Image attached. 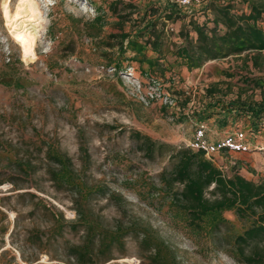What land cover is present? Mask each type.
Instances as JSON below:
<instances>
[{
  "label": "trees",
  "instance_id": "1",
  "mask_svg": "<svg viewBox=\"0 0 264 264\" xmlns=\"http://www.w3.org/2000/svg\"><path fill=\"white\" fill-rule=\"evenodd\" d=\"M82 1L93 16L80 26L70 17L69 33L93 42L91 53L101 59L99 67L126 74L139 87L158 79L168 84L167 91L181 94L184 90L173 80L180 81L183 70L239 57L237 67L218 71L227 80L226 89L210 83L188 113L175 118H187L195 127L204 123L205 138L213 131L210 126L224 129L223 136L242 130L245 145L236 151L264 154V0H202L186 7L169 0ZM106 15L113 17L116 30L100 35ZM74 42L73 35L62 38L54 51L74 52ZM230 82L239 92H257V98L238 93L227 98ZM129 137L148 161L164 158L150 181L130 179L118 189L89 185L69 169L64 154H49L58 166L50 180L55 189L68 192L74 218L67 220L53 205L35 204L30 215L36 212L43 225L25 232L28 255H19L23 262L44 254L63 264H123L116 260L126 256V242L132 240L138 264H181L175 249L148 222L128 212L125 190L199 250L222 253L233 264H264V172L257 173L243 157L233 158L223 170L202 148L158 140L137 129H130ZM224 151L233 150L221 146L217 152ZM92 199L112 204L115 215L107 220L92 208Z\"/></svg>",
  "mask_w": 264,
  "mask_h": 264
},
{
  "label": "rangeland",
  "instance_id": "2",
  "mask_svg": "<svg viewBox=\"0 0 264 264\" xmlns=\"http://www.w3.org/2000/svg\"><path fill=\"white\" fill-rule=\"evenodd\" d=\"M18 1L0 0V264H63L44 254L31 263L19 257L28 255L23 245L25 232L43 225L36 212L30 215L35 204L53 205L67 220L74 218L68 192L55 189L50 180V171L58 166L49 154H64L69 169L89 185L118 189L130 179L150 181L148 176L159 170L164 158L148 161L142 157L129 130L188 144L195 125L175 116H185L210 83L226 89L227 80L219 69L237 67L241 60L232 56L211 62L210 68L183 70L180 81L173 80V85L184 90L181 94L167 91L168 84L158 79L150 87L136 89L126 74L116 75L98 66L102 61L91 53V40L69 33L73 29L70 17L80 26L93 16L82 0H22L23 7L36 10L35 20L20 17L15 23L25 36L34 37L33 55L25 57L2 15L4 4L11 15ZM104 19L100 35L116 30L113 17ZM70 35L75 37L74 52H55L60 40ZM17 81L23 86H17ZM236 86L230 82L227 98L236 93L257 98V92H239ZM207 133L212 136L214 131ZM212 157L223 170L233 158L243 157L257 173L264 172V154L258 150L215 152ZM121 194L129 203L128 212L148 222L175 249L181 264H233L222 253L199 250L137 201L132 191ZM91 204L107 220L115 215L114 206L102 199H92ZM225 216L232 219L230 213ZM116 261L138 264L132 240L126 242V256Z\"/></svg>",
  "mask_w": 264,
  "mask_h": 264
},
{
  "label": "built area",
  "instance_id": "3",
  "mask_svg": "<svg viewBox=\"0 0 264 264\" xmlns=\"http://www.w3.org/2000/svg\"><path fill=\"white\" fill-rule=\"evenodd\" d=\"M172 3H175L178 6L186 7L190 4H197L202 0H169ZM135 84V88L139 89V86L136 82L132 81ZM204 123H198L195 127L193 138L188 142L192 147H199L204 150L206 156H211L213 153L217 152L221 146H225L230 150H238L244 148V132L242 130H234L225 134L222 138L217 141H208L204 137ZM262 147V146H261Z\"/></svg>",
  "mask_w": 264,
  "mask_h": 264
},
{
  "label": "bare ground",
  "instance_id": "4",
  "mask_svg": "<svg viewBox=\"0 0 264 264\" xmlns=\"http://www.w3.org/2000/svg\"><path fill=\"white\" fill-rule=\"evenodd\" d=\"M22 4H23L22 0H19L18 2H16L15 8L13 9L14 11L11 15L7 13L8 10L6 8V5L4 4V8L2 7L3 8L2 15L6 21V24H8L11 29L12 38L14 39V41L20 44V46L22 47V52L24 56L26 57V56L33 55L31 51V46H32L34 37L32 35L30 36V34H28L29 36H25L22 30H17V28L15 27L16 25L15 23L17 19L20 17H27V19L26 18L25 19L30 20V21L35 20L36 10L30 7L27 8L26 6L23 7Z\"/></svg>",
  "mask_w": 264,
  "mask_h": 264
},
{
  "label": "crops",
  "instance_id": "5",
  "mask_svg": "<svg viewBox=\"0 0 264 264\" xmlns=\"http://www.w3.org/2000/svg\"><path fill=\"white\" fill-rule=\"evenodd\" d=\"M210 127L213 128L214 134L212 136H210L209 134L208 135L206 134V139L208 141H213V140L223 136V130L224 129L216 128L215 126H210Z\"/></svg>",
  "mask_w": 264,
  "mask_h": 264
}]
</instances>
